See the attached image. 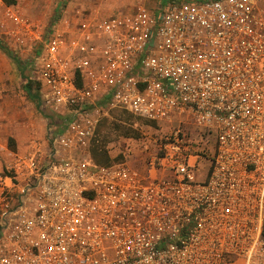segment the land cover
Returning a JSON list of instances; mask_svg holds the SVG:
<instances>
[{
    "label": "built area",
    "instance_id": "2783aa9c",
    "mask_svg": "<svg viewBox=\"0 0 264 264\" xmlns=\"http://www.w3.org/2000/svg\"><path fill=\"white\" fill-rule=\"evenodd\" d=\"M148 2L44 26L0 0L59 126L0 175V264H264V0ZM105 108L172 128L100 165Z\"/></svg>",
    "mask_w": 264,
    "mask_h": 264
},
{
    "label": "rangeland",
    "instance_id": "374dc122",
    "mask_svg": "<svg viewBox=\"0 0 264 264\" xmlns=\"http://www.w3.org/2000/svg\"><path fill=\"white\" fill-rule=\"evenodd\" d=\"M6 4L17 5L23 12L42 25H49L54 18L75 20L83 14L106 17L118 12H127L135 7L138 0H3ZM165 0H149L150 7H157ZM0 30V41L6 44ZM8 51L25 66L22 71L7 51L0 49V175L6 172L7 164L18 153L27 152L32 144L43 140L50 129L58 130L56 117L41 104L31 101L25 91L27 81H31L30 64L14 53L10 45ZM171 125L150 124L121 109L105 108L96 128L91 155L100 165H110L125 161L126 146L129 141L149 143L159 142L162 131ZM139 163L143 161L137 159ZM138 165V163H137Z\"/></svg>",
    "mask_w": 264,
    "mask_h": 264
},
{
    "label": "trees",
    "instance_id": "16d2710c",
    "mask_svg": "<svg viewBox=\"0 0 264 264\" xmlns=\"http://www.w3.org/2000/svg\"><path fill=\"white\" fill-rule=\"evenodd\" d=\"M0 49L7 51L8 55L10 56V58L14 62H16V64L19 66V68L22 71L25 70L24 64L16 56H14L13 54H11L8 51V48H7L6 44H4L2 41H0ZM25 91H26L29 99L31 101L35 102L38 107H40L41 104H42V101H41V97H40L39 86L36 85V83L33 80H31V81L29 80V81H27V83L25 85ZM263 235H264V225H263Z\"/></svg>",
    "mask_w": 264,
    "mask_h": 264
}]
</instances>
